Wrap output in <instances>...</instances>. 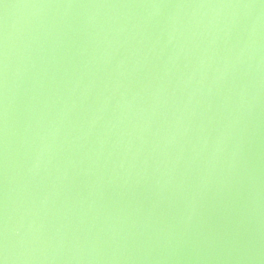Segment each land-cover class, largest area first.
Instances as JSON below:
<instances>
[{"label":"water","instance_id":"1","mask_svg":"<svg viewBox=\"0 0 264 264\" xmlns=\"http://www.w3.org/2000/svg\"><path fill=\"white\" fill-rule=\"evenodd\" d=\"M0 264H264V0H0Z\"/></svg>","mask_w":264,"mask_h":264}]
</instances>
